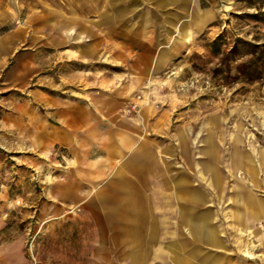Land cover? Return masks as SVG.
Returning <instances> with one entry per match:
<instances>
[{"label": "crops", "instance_id": "obj_1", "mask_svg": "<svg viewBox=\"0 0 264 264\" xmlns=\"http://www.w3.org/2000/svg\"><path fill=\"white\" fill-rule=\"evenodd\" d=\"M214 1L107 0L90 45L121 70L44 79L48 89L0 14V77L27 94L0 122L32 151L29 163L53 155L44 218L73 222L91 264H264V149H244L225 118L178 114L158 96L162 74L216 27ZM135 94L137 110L125 112ZM0 264H30L20 239L0 245Z\"/></svg>", "mask_w": 264, "mask_h": 264}, {"label": "rangeland", "instance_id": "obj_2", "mask_svg": "<svg viewBox=\"0 0 264 264\" xmlns=\"http://www.w3.org/2000/svg\"><path fill=\"white\" fill-rule=\"evenodd\" d=\"M2 1V20L9 21L1 30L10 25L18 26L23 37L19 56L34 54L39 71L34 79L39 87L48 89L43 84L44 79L59 82L60 76L75 71L92 76L94 72L121 70V63L94 60V45H90L94 44V17L106 15L98 13L97 8L107 0ZM228 1L230 4L226 7L224 0L214 1L220 12L216 27L198 38L188 57L172 64L168 72L162 74L167 81L160 84L158 96L178 102V114L185 110L194 115L210 113L212 117L225 118L227 133L238 134L243 148L255 152L264 149V78L226 83L222 78L224 72H212L218 66V54L205 56L199 63L203 67L201 70L194 68L190 60L192 52L206 54L205 45L222 33L220 50L235 42L238 46V54L230 63L231 73H234L233 67L246 59L247 44L264 42V0ZM53 19L68 27L63 30L68 41L59 44V32L48 26ZM175 70L179 72L173 78L170 71ZM26 95V88L9 87L4 83V76L0 77V118L14 111L15 102ZM138 95L126 104L139 100L141 96L137 98ZM26 145L16 142L0 122V245L20 239L30 264H91V255L81 252L84 246L78 243L73 222L44 218L43 207L47 200L44 180L52 166L53 155L37 158L33 165L28 162L32 151Z\"/></svg>", "mask_w": 264, "mask_h": 264}, {"label": "trees", "instance_id": "obj_3", "mask_svg": "<svg viewBox=\"0 0 264 264\" xmlns=\"http://www.w3.org/2000/svg\"><path fill=\"white\" fill-rule=\"evenodd\" d=\"M223 38V34L220 33L213 40H211L205 46L208 48L206 54L198 52H192L190 54V60L194 68L203 69L200 61L204 60L205 56L213 53L219 55L218 66L213 68L214 73L224 72L222 78L227 82L242 79L247 82L255 81L264 78V42L261 43H249V51L245 53L246 59L236 64L233 69L234 73H231V62L238 54L237 43H233L229 48L220 50V41ZM197 60L199 62H197Z\"/></svg>", "mask_w": 264, "mask_h": 264}, {"label": "built area", "instance_id": "obj_4", "mask_svg": "<svg viewBox=\"0 0 264 264\" xmlns=\"http://www.w3.org/2000/svg\"><path fill=\"white\" fill-rule=\"evenodd\" d=\"M137 98H140V95H138ZM135 110H137V104L135 102H129L127 106L124 108L125 112H131Z\"/></svg>", "mask_w": 264, "mask_h": 264}, {"label": "bare ground", "instance_id": "obj_5", "mask_svg": "<svg viewBox=\"0 0 264 264\" xmlns=\"http://www.w3.org/2000/svg\"><path fill=\"white\" fill-rule=\"evenodd\" d=\"M227 6H228V3H227Z\"/></svg>", "mask_w": 264, "mask_h": 264}]
</instances>
